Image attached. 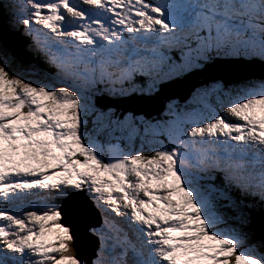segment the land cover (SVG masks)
I'll return each mask as SVG.
<instances>
[{
    "label": "snow or ice",
    "instance_id": "obj_1",
    "mask_svg": "<svg viewBox=\"0 0 264 264\" xmlns=\"http://www.w3.org/2000/svg\"><path fill=\"white\" fill-rule=\"evenodd\" d=\"M0 264H264V0H0Z\"/></svg>",
    "mask_w": 264,
    "mask_h": 264
},
{
    "label": "rangeland",
    "instance_id": "obj_2",
    "mask_svg": "<svg viewBox=\"0 0 264 264\" xmlns=\"http://www.w3.org/2000/svg\"><path fill=\"white\" fill-rule=\"evenodd\" d=\"M38 205H40V204H38ZM45 231L47 233L46 236L44 237L45 242L52 243L51 242L52 240H56L57 233H58V229H56L55 227H53V228H51V230L46 229Z\"/></svg>",
    "mask_w": 264,
    "mask_h": 264
},
{
    "label": "bare ground",
    "instance_id": "obj_3",
    "mask_svg": "<svg viewBox=\"0 0 264 264\" xmlns=\"http://www.w3.org/2000/svg\"><path fill=\"white\" fill-rule=\"evenodd\" d=\"M38 206H40V205H38ZM54 241H55V240H52L51 242L54 243Z\"/></svg>",
    "mask_w": 264,
    "mask_h": 264
}]
</instances>
